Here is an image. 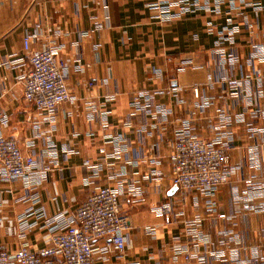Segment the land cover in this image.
<instances>
[{
  "label": "crops",
  "instance_id": "obj_1",
  "mask_svg": "<svg viewBox=\"0 0 264 264\" xmlns=\"http://www.w3.org/2000/svg\"><path fill=\"white\" fill-rule=\"evenodd\" d=\"M252 1L263 6L257 14L236 3L235 8L221 6L219 14L203 10L164 20L157 0H0V113L7 117L0 131L39 159L50 135L58 152L35 189L0 181V249L13 254L22 242L33 251L48 245L46 228L30 229L23 237L19 231L18 217L31 208V195H38L49 216L73 211L92 187L136 183L139 195L120 201L131 224L124 252L111 254L107 262L98 254L95 264H183L185 249L195 244L198 258L190 264H249L253 258L264 264V211L246 208L263 200L251 197L257 194L251 185L264 181V137L253 138L246 130L252 119L243 108L244 100H256L255 71L264 73V63L252 56L255 45L264 46V0ZM226 27L233 29L232 38L220 44L218 36ZM25 32L36 34L33 49L59 45L58 59L68 64L72 100L61 104L48 124L42 122V111L22 99L18 79L27 64ZM231 58L232 66L227 63ZM225 73L231 79L250 77V83L231 95L220 79ZM194 88L210 97L201 115L194 113ZM140 91L151 95L149 114L131 107ZM90 101L98 106L92 119L86 108ZM259 105L264 108V98ZM155 106L169 111L166 122L154 114ZM217 108L232 118L233 173L219 187L211 210L199 195L178 199L167 154L184 120L193 119L197 137H210ZM252 121L263 126L259 118ZM94 165L99 169L93 175ZM154 169L162 175H151ZM163 203L171 204L168 214L155 210ZM196 215L200 221L192 233Z\"/></svg>",
  "mask_w": 264,
  "mask_h": 264
},
{
  "label": "built area",
  "instance_id": "obj_2",
  "mask_svg": "<svg viewBox=\"0 0 264 264\" xmlns=\"http://www.w3.org/2000/svg\"><path fill=\"white\" fill-rule=\"evenodd\" d=\"M236 3L238 4L236 7L249 8L256 14L263 9L259 2L252 0H157L155 5L160 8V17L165 20L203 10L219 14L221 6L228 5L235 8ZM243 17L246 19V16ZM232 34V28H224L218 36V43L230 40ZM35 37V32H25L22 36V49L27 56V64L18 82L21 84L22 99L42 111L45 114L42 122L48 124L59 106L72 100L66 84L68 64L58 59L59 45L48 43L43 44L41 48H31V42ZM252 56L257 62L264 63V46L255 45ZM233 60L229 59L228 65L232 66ZM251 62H253L252 58ZM5 66L10 68L11 64L7 63ZM220 79L231 95L239 94L240 90L250 83V77L231 79L227 73L222 74ZM253 79L256 100L254 102L244 100L243 108L252 120L259 118L263 124L259 127L254 125L252 120L246 122V130L256 138L264 137V108L259 105L260 100L264 98V73L256 70ZM88 85L92 86L93 82H88ZM193 96L198 101L194 113L201 115L210 106V97L202 95L197 88L193 89ZM131 107L149 114L151 107L149 92L140 91L132 100ZM86 108L90 119L94 118L98 110L97 104L87 102ZM153 112L166 122L168 110L155 106ZM210 122V137L200 138L193 133L192 118L182 121L181 129L171 142L167 159L170 168L169 177L171 183L178 189V199L185 201L190 194H196L204 199L209 209L214 210L216 206L214 198L219 187L228 182L233 173L230 167L233 141L228 131L233 123L230 114L219 108L215 109ZM0 124L3 127L7 126L5 114L0 113ZM28 145H32V141L28 142ZM254 150L256 151L255 148ZM57 153L50 135L44 140V149L39 159L34 153H24L15 139L4 136L0 131V181L9 184L20 182L23 189L33 190L47 178L51 169L50 161L57 156ZM99 153L104 154V149H99ZM254 153L251 160L256 163L257 155L256 152ZM158 159L155 156L152 160L154 164L159 163ZM83 165L91 166V163L89 160H84ZM98 169L99 166L94 165L91 173L94 175ZM151 175L158 178L162 172L154 169ZM251 186L257 193L251 197L258 195L263 200L255 206L247 205L246 208L264 211V181L252 183ZM139 193L140 186L136 183L118 184L114 187L95 186L88 191L82 203L73 211L56 212L49 216L41 207L38 195L29 196L27 201L30 202L31 208L18 217L21 236L23 237V234L30 229L46 228L50 232L49 243L46 247L33 251L27 243L22 242L13 254L0 249V264L13 262L15 264H95L98 254L102 256L103 262H107L111 254L120 257L125 249L126 234L131 229L128 216L121 212L120 201L122 198L137 196ZM155 210L161 214H168L171 211V204L163 203ZM199 221L198 215L193 217L190 223L192 233L196 230ZM197 239L204 240L194 236L193 240L197 241ZM98 241H102L103 244L97 245ZM193 258H198L196 244L190 249H185L183 264H190ZM249 264L261 263L259 259L253 258Z\"/></svg>",
  "mask_w": 264,
  "mask_h": 264
}]
</instances>
